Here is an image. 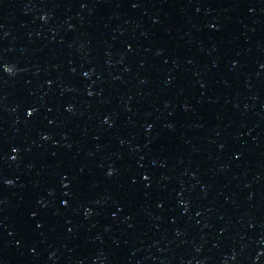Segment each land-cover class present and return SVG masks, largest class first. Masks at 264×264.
Here are the masks:
<instances>
[{
	"label": "water",
	"instance_id": "1",
	"mask_svg": "<svg viewBox=\"0 0 264 264\" xmlns=\"http://www.w3.org/2000/svg\"><path fill=\"white\" fill-rule=\"evenodd\" d=\"M0 264H264V0H0Z\"/></svg>",
	"mask_w": 264,
	"mask_h": 264
}]
</instances>
